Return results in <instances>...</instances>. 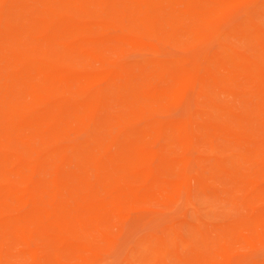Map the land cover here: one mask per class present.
Instances as JSON below:
<instances>
[{
	"label": "rangeland",
	"instance_id": "rangeland-1",
	"mask_svg": "<svg viewBox=\"0 0 264 264\" xmlns=\"http://www.w3.org/2000/svg\"><path fill=\"white\" fill-rule=\"evenodd\" d=\"M172 1V6L161 7L155 26L144 16L142 0L61 5V10L68 11L58 17L65 28L83 23L104 29L71 35L57 27L49 31V42L34 47L23 36V24L30 25L33 16L42 17L43 7L30 0L19 12L16 4L0 0V48L17 36L26 52L46 55V71L62 73L44 82L39 72L25 70L36 85L17 88L34 99L16 95V83L0 74V105L4 101L15 105L7 113L0 111L1 119L11 117L13 122L12 128L6 121L0 124V264H199L192 258V251L204 249L199 229L210 236L205 247L214 259L210 264H264V116L258 113L264 104V72L246 69L225 88L208 81L180 88L176 98L143 102L146 113L137 119L132 116L133 106L114 96L122 88L121 94L130 98L133 90L143 87L132 70L149 57L179 58L188 69L207 66L211 79L224 74L226 63L232 62L230 55L249 56L255 64L264 65L258 45L245 33L232 34L222 44L212 36L222 22L241 16L239 3L217 6L197 0L201 15L190 17L182 14L193 0ZM255 18L256 26L264 30L263 8L255 9ZM199 34L204 36L202 41ZM128 38L135 44L112 42ZM211 44L214 51L222 47L223 55L191 59ZM117 65L128 67L130 76L85 83L66 75L70 70L80 77ZM13 70L14 74L23 71L21 66ZM153 81L150 90L158 93L171 84L170 79ZM99 90L109 95L111 104L96 115L99 122L67 125L71 114L75 117L70 103L84 102ZM53 91L70 100L62 107L64 118L49 99ZM209 111L219 120L205 121ZM46 114L57 121L58 128L36 121L25 126L27 119ZM118 114L125 117L121 123ZM159 121L167 132L142 139L141 132L151 129L149 123ZM176 123L192 124L193 136L172 133L169 129ZM126 138L140 142L143 154L131 171L123 169L134 162L133 147L129 148ZM102 150L106 155L100 154ZM14 156L26 166L20 168L12 161ZM39 160L57 162L55 167L48 164L31 171L28 167ZM86 179L93 182L90 193L83 190ZM48 181L66 188L54 203L52 187L40 189L38 202L20 207L16 199H22L21 195L7 198L4 194L22 184ZM232 226L237 232L227 235ZM185 240L193 241L187 250H173V245Z\"/></svg>",
	"mask_w": 264,
	"mask_h": 264
},
{
	"label": "bare ground",
	"instance_id": "bare-ground-1",
	"mask_svg": "<svg viewBox=\"0 0 264 264\" xmlns=\"http://www.w3.org/2000/svg\"><path fill=\"white\" fill-rule=\"evenodd\" d=\"M13 3V5H17V9H19L21 12L24 10V3L29 2L30 0H9ZM34 3H37L38 5H41L43 7V16L42 17H35L31 19L32 22L30 25H24L23 24V36L28 37V40H31V45L34 47L42 44L43 42H49L51 39L48 37L49 31H52L55 28H65L62 21V18L64 17L65 13L68 12L65 8L64 10H61V5H81L84 3L85 5L93 4V5H99V6H105L106 3L110 0H32ZM112 1V0H111ZM145 2V11L144 16L147 18L148 22L151 25L155 26V21L159 19L160 12L162 11V6L170 7L174 3L172 0H142ZM211 3L217 6L221 5H231L235 2L240 4V11L241 16H235L234 18H230L225 20L218 26L215 31L212 32V36L215 39V41H219V44H222V42L226 39H228L232 34H235L237 32L239 33H245L248 36V39L255 43L258 49V53L260 55L264 56V30L258 28L256 26V18H255V9L263 8L264 9V0H209ZM21 3V5H20ZM114 3V2H112ZM112 5V4H111ZM110 5V6H111ZM182 6V5H180ZM109 7V6H108ZM117 7V6H116ZM113 4V8H116ZM131 7V5H130ZM183 7V6H182ZM90 8V6H89ZM122 8V7H121ZM109 9V8H108ZM111 9V8H110ZM122 10V9H121ZM138 8L136 9L137 12ZM85 13V10L82 11ZM96 12V11H95ZM64 13V15H63ZM108 13V12H107ZM119 13H122L121 11ZM138 13V12H137ZM77 14V13H76ZM118 13H116V16ZM59 15H62L61 20L58 19ZM131 13L128 12V16H130ZM185 16H200L201 15V9L199 8V3L197 0H193L189 2L186 6V9L183 11V14ZM115 17V16H114ZM131 17V16H130ZM8 22H12V18L10 16L7 17ZM166 23H170V19L165 20ZM122 24V23H119ZM68 29L69 33L71 35L78 34L83 31H88L97 28L99 31L103 30L104 27L101 25H88L83 23H77L75 25H72ZM142 32V31H141ZM146 32V31H145ZM198 36L199 40L202 41L204 39V36L202 34H199ZM112 42H120L128 45H134L135 43L130 39H112ZM19 39L17 36H15L10 44L5 48H0V74H5L8 77V80L13 81L16 83V95H25L22 91H20L17 87L19 84H25L29 83L31 86H35V80L34 77L30 78L28 73L25 72L28 71H37L39 72L40 76L39 79L46 82L48 80H55L58 78L59 75L62 73L58 71H46L45 65L47 62L46 55L36 54L35 52H26L23 50V48L19 45ZM213 44V43H212ZM212 44L208 47H206V50L202 52L199 57L196 55L191 59L196 58V60H210L212 56L222 54L223 55V49L222 47H219L218 50L214 51L212 48ZM214 45V44H213ZM232 62H227L226 67L224 68L225 72L224 74L219 77L218 79H211L209 77V70L206 68L207 66H201L198 65L194 69H188L186 68V61L181 60L179 58L175 57H158L155 56L153 58H145V60L138 63V67H134L135 69L132 70L133 74H137L136 77H139L143 81V87L139 90H133V95L130 98H126L123 96L122 88L117 89V91L113 92L114 96L117 98L118 101L121 103L127 105V106H133V118L137 119L138 117H142L145 115L146 110L142 108L141 104L144 102H151V103H158L165 101L166 99H173L179 96V90L183 87H191L195 85V83L200 81H208L212 82L214 85L219 86L221 88L230 87V81L231 79L236 78L237 76L235 74H240L244 70H255L258 72H264V65H257L252 60L253 58L247 56V57H238L237 55H230L227 57ZM190 59V60H191ZM135 63V62H133ZM125 65V64H124ZM115 66L113 68H105L103 71L99 73H92L91 71H87L85 75H81L80 77L74 76L71 71H67L66 75L69 76L70 79H73L77 82H88L89 80L93 78H112V79H118V78H124L123 76H130L128 75V67L125 66ZM133 65V64H132ZM17 66H21L23 71L19 74H14V68ZM138 79V78H137ZM170 79V86L166 91L162 92H154L150 90V86L152 84H155L153 80H159V81H166ZM41 81V82H42ZM158 81V82H159ZM260 91V89H258ZM85 92V91H84ZM11 94L15 95V91L12 90ZM261 94L264 96V90L261 91ZM28 98H32L29 94H26ZM49 99L56 102L58 105V114H61V117L63 116V105L67 103H70L68 101L70 100H63L60 98V94L56 92L48 93ZM34 99V98H32ZM109 95L106 94L103 90L96 91L95 94H93L91 97H89L84 102H78V103H70L73 104V112L74 114L70 116L68 119L67 125H73L75 123L83 124L84 122L89 123H97L98 116H96L98 113L103 111L104 109L108 108L111 104L109 101ZM135 104V105H134ZM15 105L13 103H7L4 101L0 105V111L8 112L12 108H14ZM57 107V106H56ZM174 107V106H173ZM75 110V111H74ZM149 111V110H148ZM261 112V114L259 113ZM72 112V113H73ZM258 113L260 115L264 116V104H262V107L258 109ZM151 114V113H150ZM8 115V114H7ZM117 117L118 123L123 122L125 120V117L120 116ZM205 117L207 118L205 121L208 123H213L215 121H218L220 116L214 113L213 111L207 112ZM59 117V120L62 119ZM264 118V117H263ZM26 119V117H25ZM58 120V121H59ZM127 120V119H126ZM151 120V119H149ZM155 120V119H154ZM153 120V121H154ZM6 121V124L8 123L10 126L9 128H12L13 125L11 117L9 119L5 120L4 118H0V124ZM32 121H36L40 126H51L58 128V123L56 120L52 118L49 114L38 116L36 118H30L27 119L25 122V126H31ZM116 121V122H117ZM99 122V120H98ZM151 126L150 130H144L141 132V138L147 137L151 138V136H154L155 138L157 136L163 135L165 132H167V127L163 126L164 124L162 122H150ZM174 126L169 129L172 130V133L177 135H184L186 137H192L194 134V127L192 124H173ZM169 126V125H168ZM119 137V136H118ZM117 137V138H118ZM146 138V139H147ZM153 138V137H152ZM143 139V138H142ZM132 140V141H131ZM128 143L129 148H132L131 151V158H133L134 162L127 164L123 167L126 171L135 170V167L138 166L137 162L140 161L143 157L142 151L139 150L141 147V143L135 141L134 139H125ZM122 153V152H121ZM100 154L106 155L105 151H100ZM117 156V155H116ZM127 156V155H126ZM12 161L15 162L17 165H19L20 168H23L26 166L24 162L17 156H14L12 158ZM51 161H44L39 160L37 163L31 165L28 167L31 171H36V168L43 169V167L47 166L48 164H52V167L56 166L57 161H53V163H50ZM189 169V168H188ZM124 171V170H122ZM193 171V170H191ZM186 175L187 172H185ZM103 180V179H102ZM107 179L105 178L106 181ZM103 181H100V184H102ZM39 182V181H38ZM32 183V184H22L14 189H7L4 191V194L7 196V198L11 196L21 195L22 199L17 198L16 199V205L21 206L27 204L29 201H39L40 198L38 197L40 189L45 187H52L54 189L52 194V200L53 203L57 201L59 193H61L64 189H66L64 186H59L57 182L54 181H48L45 183ZM92 182V180H91ZM89 181V179H86L83 183V190L85 193H90L93 190V186ZM93 183V182H92ZM48 184V185H47ZM112 205V204H111ZM110 204L108 205L111 206ZM94 208V207H93ZM45 214V213H43ZM34 221H36V218H32ZM21 219H16V221H19ZM29 220L27 221V223ZM37 222V221H36ZM32 223V222H31ZM31 226V224H30ZM204 230L199 229V240L204 245V249H197L195 252H193L192 258H195L197 262L200 264H210L214 261V259H211L210 254L205 252L206 248L209 247L208 241L210 240V236L203 232ZM227 235L235 234L237 232V227L232 226L229 227L226 231ZM244 239V238H243ZM220 240H223V237H220ZM188 242V243H187ZM186 240L178 245H173V250L180 249L185 251L187 250V246L193 241ZM184 246V247H180ZM195 250V248H194ZM211 259V260H210ZM133 264V263H131Z\"/></svg>",
	"mask_w": 264,
	"mask_h": 264
}]
</instances>
